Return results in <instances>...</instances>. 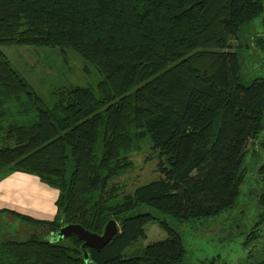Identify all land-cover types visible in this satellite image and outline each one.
<instances>
[{
	"label": "trees",
	"instance_id": "obj_1",
	"mask_svg": "<svg viewBox=\"0 0 264 264\" xmlns=\"http://www.w3.org/2000/svg\"><path fill=\"white\" fill-rule=\"evenodd\" d=\"M262 11L260 0H0V172L58 190L51 221L9 211L38 232L0 242V264H186L180 233L160 220L164 240L123 252L158 220L142 208L181 222L235 204L246 147L264 132V78L244 80L230 41ZM8 45L70 48L101 80L56 90L47 107L2 53ZM143 141L162 178L122 193L110 182ZM110 219L119 232L86 247L87 260L75 235L52 241L68 224L101 234Z\"/></svg>",
	"mask_w": 264,
	"mask_h": 264
},
{
	"label": "rangeland",
	"instance_id": "obj_2",
	"mask_svg": "<svg viewBox=\"0 0 264 264\" xmlns=\"http://www.w3.org/2000/svg\"><path fill=\"white\" fill-rule=\"evenodd\" d=\"M260 1L263 4L262 13L242 30L237 40L230 41L238 50L241 72L246 82L264 78V51L254 44L255 37L264 38V0ZM1 51L47 107L53 105L56 99L53 93L56 90L73 86L94 88L101 80L96 69L85 63L70 48L62 50L8 45L2 46ZM259 143L264 144V132L260 134L259 141L249 142L246 147L241 166L245 174L244 180L236 202L230 209L214 217L179 222L170 215L147 207L142 208L141 212L148 211L158 220L146 224V237L132 244L123 254H136L145 245L164 240L167 232L161 228L160 220L180 233L186 264H258L264 257V201L258 202L264 192V146H259ZM130 159L132 167L110 182L120 186V192L132 193L136 187L162 178L158 170L159 159L147 141H143L138 151L131 153ZM14 172L2 171L0 177L4 178L3 176ZM32 176L38 179L35 180L38 190L32 192V200L40 197L42 193L49 199V193L40 190L44 183L37 176ZM52 189L58 196V190ZM56 210L55 206L53 218L47 221L55 218ZM8 212L0 211V242L9 239L25 240L36 233L34 226L27 225ZM137 213V210H132L124 216ZM253 229L256 237L248 241V234Z\"/></svg>",
	"mask_w": 264,
	"mask_h": 264
},
{
	"label": "crops",
	"instance_id": "obj_3",
	"mask_svg": "<svg viewBox=\"0 0 264 264\" xmlns=\"http://www.w3.org/2000/svg\"><path fill=\"white\" fill-rule=\"evenodd\" d=\"M0 177V211H13L28 217L39 220H50L55 214L54 201L56 193L54 189L43 184L40 190L47 191L50 198L47 199L44 193L32 200V192H37L36 177L14 172L7 176ZM9 213V212H8Z\"/></svg>",
	"mask_w": 264,
	"mask_h": 264
},
{
	"label": "water",
	"instance_id": "obj_4",
	"mask_svg": "<svg viewBox=\"0 0 264 264\" xmlns=\"http://www.w3.org/2000/svg\"><path fill=\"white\" fill-rule=\"evenodd\" d=\"M119 232L118 224L110 219L104 226L101 234L91 233L79 225L68 224L62 226L57 233L52 237V241H61L71 235H75L79 241H82L81 249L83 251L84 260L88 259L86 247L100 250L103 248L112 237Z\"/></svg>",
	"mask_w": 264,
	"mask_h": 264
}]
</instances>
